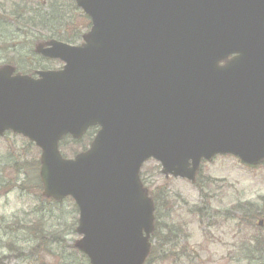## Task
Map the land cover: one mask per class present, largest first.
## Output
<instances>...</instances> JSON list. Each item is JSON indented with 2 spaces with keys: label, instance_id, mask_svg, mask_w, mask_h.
<instances>
[{
  "label": "water",
  "instance_id": "water-1",
  "mask_svg": "<svg viewBox=\"0 0 264 264\" xmlns=\"http://www.w3.org/2000/svg\"><path fill=\"white\" fill-rule=\"evenodd\" d=\"M81 45L36 44L60 70L0 66V135L41 149L42 195L74 199L89 264H145L155 203L141 179L155 159L196 181L203 160L264 162V0H75ZM99 130L73 158L67 136Z\"/></svg>",
  "mask_w": 264,
  "mask_h": 264
},
{
  "label": "rangeland",
  "instance_id": "rangeland-1",
  "mask_svg": "<svg viewBox=\"0 0 264 264\" xmlns=\"http://www.w3.org/2000/svg\"><path fill=\"white\" fill-rule=\"evenodd\" d=\"M85 16L75 0H0V66L12 64L25 74L62 68L61 60L44 57L35 46L50 39L80 45L90 29ZM72 36L74 42L67 41ZM97 130L81 143L68 142L70 153L62 149L63 154L73 158L87 149ZM40 155L23 135H0V264H89L75 246L82 235L76 230L79 210L73 198L57 202L35 189L39 165L33 166ZM161 168L150 159L141 170L156 201V254L147 264H264L259 254L260 260L250 261L242 253L254 231L236 232L240 212L235 210L243 202L261 208L264 164L252 167L233 155H217L203 162L196 183L166 177Z\"/></svg>",
  "mask_w": 264,
  "mask_h": 264
},
{
  "label": "trees",
  "instance_id": "trees-1",
  "mask_svg": "<svg viewBox=\"0 0 264 264\" xmlns=\"http://www.w3.org/2000/svg\"><path fill=\"white\" fill-rule=\"evenodd\" d=\"M85 17L88 18L87 16H85ZM87 20H88L87 25H89L90 21H89V19H87ZM75 28H76V26H75ZM75 39H76V36H72V38L68 37L67 41L74 42ZM90 137L91 136H89L88 132L82 139L74 140L70 136H68L65 139H63V141L61 143V149H63V151L65 153L66 152L70 153V150L66 148V145L68 144V142L75 141V142L81 143V142H83L82 140L84 138H85V140L86 139L88 140V139H90ZM64 142H67V143H64ZM74 152H77V151H74ZM36 165L38 166L39 162H37V164H35L33 166V168H36ZM36 175H37L36 176L37 180L35 182V184H36L35 189L37 191H41L42 190V183L40 181L39 174H37V172H36ZM260 202H261V208H255V205H252L249 202L239 203L238 205L235 206V210H238L240 212L239 216H237V218H236L237 219V224H236V230L237 231L236 232L238 234L244 233V236H246V234L249 233V230L254 231L253 238L246 239V244H244L241 247L242 253H244L245 257L247 259H249L250 261L260 260L261 258H264V224L263 225L256 224V221L258 218H264V197H262ZM246 208H249V209H246ZM169 232L172 233V230L169 229ZM161 240L164 244L172 243V239H161ZM155 254H156V252L152 251L150 258H153ZM258 254L261 257L260 259L256 257ZM150 258H149V260H150ZM148 261H147V263H148Z\"/></svg>",
  "mask_w": 264,
  "mask_h": 264
},
{
  "label": "flooded vegetation",
  "instance_id": "flooded-vegetation-1",
  "mask_svg": "<svg viewBox=\"0 0 264 264\" xmlns=\"http://www.w3.org/2000/svg\"><path fill=\"white\" fill-rule=\"evenodd\" d=\"M155 232H157V226H156Z\"/></svg>",
  "mask_w": 264,
  "mask_h": 264
}]
</instances>
